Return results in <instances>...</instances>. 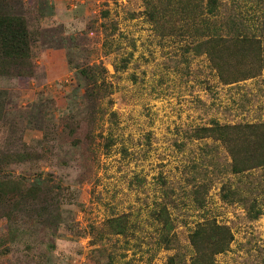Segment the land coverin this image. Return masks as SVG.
<instances>
[{
    "label": "rangeland",
    "instance_id": "374dc122",
    "mask_svg": "<svg viewBox=\"0 0 264 264\" xmlns=\"http://www.w3.org/2000/svg\"><path fill=\"white\" fill-rule=\"evenodd\" d=\"M17 1L23 3L35 35L36 77L0 79V91L9 103L6 119L0 120V153L48 151L49 158L32 165L7 166L5 175L35 178L42 174L54 190L55 200L45 230L38 224L25 223L27 218L19 222L18 228L27 233L19 236L10 254L0 255V264H99L93 259L96 247L113 252L114 264H168L174 255L182 259L179 264H190L194 250L188 236L202 215L233 228L235 241L226 253L217 256L220 264H263L264 215L251 221L241 204L222 200V184L218 181L208 195L206 209L198 211L182 205L180 212L173 210L178 247L165 250L149 241L159 234L150 218L163 195L158 177H166L173 185H185L186 168L199 158L203 143L188 142L186 131L209 126L211 119L228 124L262 121L264 74L236 87L223 86L206 68V57L195 59L190 74H186L174 55L182 57L183 43L172 36L161 40L144 13L143 0ZM105 12L109 13L107 19L118 25L113 40H107L100 27ZM71 36L85 49L81 62L106 68L112 91L107 99L114 101L111 110L117 113L116 122L109 117L98 123L96 133L103 138L97 137L93 147L90 177L69 147L59 146L55 140L44 142L45 133L37 118L43 119L46 114L37 117L39 108L35 110L41 99L52 98L57 109L48 128L61 131V121L68 112L66 94L76 86L66 61ZM126 57L130 59L129 68L117 71L116 66ZM109 136L116 144L107 150L104 139ZM219 157L226 158L224 149ZM236 183L238 179L234 178L233 187ZM176 191L182 195L179 189ZM121 215L129 216L130 224L137 226L130 232L135 237L129 236L127 244L119 236L117 248L112 241L95 246L92 230ZM6 226L2 221L5 232Z\"/></svg>",
    "mask_w": 264,
    "mask_h": 264
},
{
    "label": "trees",
    "instance_id": "16d2710c",
    "mask_svg": "<svg viewBox=\"0 0 264 264\" xmlns=\"http://www.w3.org/2000/svg\"><path fill=\"white\" fill-rule=\"evenodd\" d=\"M143 2L146 7L144 13L154 24L161 40L166 41L172 36L174 41L183 43L182 57L174 55L177 56L176 63L184 67L186 74H190L194 60L201 57L207 58L206 68L218 77L223 86L236 87L264 74V0ZM45 5L48 8V3ZM49 8L52 9V6ZM108 16V12L103 13L100 27L105 38L113 40L118 25L116 21L107 19ZM77 40L76 37H69L70 46L66 51L67 66L73 72L76 86L69 95L66 94L68 112L61 121V131L57 133V128H53L54 131L48 128L50 118L54 117L57 109L52 98L41 99L35 104V110L39 108L37 117L41 113L46 114L43 119L37 118L39 128H43L45 133L44 142L55 140L59 146L69 147L90 177L94 162L92 156L95 154L93 147L97 137L103 138V134L96 133L98 123L109 117L116 122L117 113L111 110L114 101L107 99L112 91L106 68L81 62V57L86 54ZM35 43L23 3L0 0V79L36 77L33 66ZM104 46L107 47V42ZM129 61L128 57L122 58L120 65L116 66L117 71L127 70ZM4 96L0 91V120L6 119V105H9ZM208 124L186 131L188 142L203 143L199 158H194L186 168L187 183L173 185L166 177H158L163 195L161 202L151 211L150 218L159 234L149 243H156L165 250L178 247L174 233L178 223H175L173 210L180 212L182 205L185 208L193 206L198 211L206 209L208 195L217 181L222 184V200L241 204L251 221L260 220L264 215V119L257 123L236 124L211 119ZM104 140L107 150L116 144L112 136ZM209 140L212 142L209 143ZM37 142L42 145V141ZM185 145L186 142L179 146L180 149L183 150ZM222 149L225 150V159L219 157ZM47 153L31 150L0 153V255L10 254L11 246L19 236L27 233L26 229L21 232L18 228L24 218L28 219L25 223L38 224L45 230L55 200L54 190L47 186L48 180L43 178L44 175L38 173L35 178L7 176L6 167L14 163L32 165L36 160L49 158ZM63 164L66 165L67 161ZM234 178L238 179L235 187L232 184ZM176 189L182 195H177ZM2 221L7 223L6 232L1 227ZM136 227L130 224L129 216L121 215L108 219L103 228L93 229L91 235L95 238V246L112 241L113 248H117V238L122 236L129 244V236L135 237V233L130 232ZM188 239L194 250L190 264H220L217 256L230 249L235 235L232 226L202 215ZM49 249L52 251L54 245L51 244ZM94 251L97 256L93 259L99 264H114L116 256L113 252L108 253L104 247H96ZM181 261L174 255L169 257L168 264H179Z\"/></svg>",
    "mask_w": 264,
    "mask_h": 264
}]
</instances>
